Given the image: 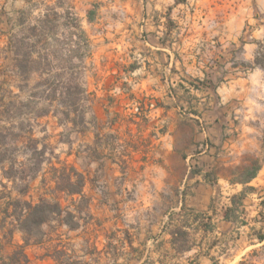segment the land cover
Here are the masks:
<instances>
[{"label":"rangeland","instance_id":"374dc122","mask_svg":"<svg viewBox=\"0 0 264 264\" xmlns=\"http://www.w3.org/2000/svg\"><path fill=\"white\" fill-rule=\"evenodd\" d=\"M60 1L72 6L79 17L90 38V51L79 47L82 39L77 33L70 35L73 29L64 30L66 42L73 39L75 44L69 51L70 46L61 42L59 64L72 67L66 79L82 78L91 107L86 122L79 124L53 109L27 117L30 133L17 143L9 142L8 153L26 175L38 167L40 172L35 178L9 181L0 169L4 184H0L4 196L0 210L11 198L37 201L41 195L70 205L71 197L53 189L51 182L53 166L68 163L86 176L88 206L83 204L77 213L80 224L74 230L58 222L46 224L49 235L44 245L29 248L30 264H136L138 247L131 245L132 240L158 234L152 226L167 224L169 212L184 200L181 184L162 186L157 180L168 160L197 154L200 143L246 140L253 135L234 127L217 132V84L201 70L211 66L207 72L217 83L225 77H249L255 68L263 69L264 76V0ZM26 6L25 0H0V85L22 97L25 93L17 84L23 81L13 70L8 41L19 28V10ZM38 12L35 9L33 16ZM157 46L175 48L187 62L186 73L202 78L192 84L164 81L152 66ZM83 54L81 62L78 56ZM38 80L35 76L31 83ZM43 107L39 105L40 110ZM259 138L264 141L263 135ZM26 184L31 188L20 194ZM239 227L234 250H223L217 230L207 236L205 247L215 242L214 255L220 256L215 264H264V240L259 239L264 224ZM7 228H12L10 223L1 232ZM21 236L16 230L14 240ZM181 239L187 246L188 234ZM7 250L13 247L8 245Z\"/></svg>","mask_w":264,"mask_h":264},{"label":"crops","instance_id":"0c3cea01","mask_svg":"<svg viewBox=\"0 0 264 264\" xmlns=\"http://www.w3.org/2000/svg\"><path fill=\"white\" fill-rule=\"evenodd\" d=\"M155 48L152 66L164 81L192 84L202 78L186 73L187 62L175 48ZM210 67L201 71L217 84V132L234 127L253 135L246 140L200 143L197 154L188 152L183 159L168 160L157 180L162 186L181 184L184 200L169 212L167 224L152 226L158 234L132 240L131 245L138 247L136 264H214L220 256L214 255L215 242L205 247L210 233L217 230L222 235L218 243L228 251L234 250L238 241L234 234L240 229L239 224H264V141L259 138L264 137L263 69L255 68L249 77H225L217 83L215 76L207 72ZM185 230L187 246L179 237V232ZM15 242L22 243V237ZM31 246L27 248L30 260Z\"/></svg>","mask_w":264,"mask_h":264},{"label":"trees","instance_id":"16d2710c","mask_svg":"<svg viewBox=\"0 0 264 264\" xmlns=\"http://www.w3.org/2000/svg\"><path fill=\"white\" fill-rule=\"evenodd\" d=\"M29 1L25 0L27 6L19 10V28L11 32L8 41L13 70L23 81L17 87L25 96L0 85V169L1 176L9 181H15L16 177L23 180L35 178L40 172L38 167L35 172L26 175L17 158L8 153L9 142L17 143L22 136L30 133L31 126H27V117L45 115L53 109L67 121L79 124L86 122L91 107L90 94L82 78L76 76L74 80L66 79L67 70L72 67L61 66L57 56V47L61 42L70 46L69 51L74 50V40L66 42L69 37L66 34L63 36L64 30L68 29L75 31L70 32L72 37L77 33L82 39L79 47L86 53L90 51V38L79 17L72 6L60 0L44 2L42 5L30 4ZM35 9H39V12L33 16ZM93 13V10L89 12V19L93 18ZM85 54L78 56L81 62ZM35 76L39 80L32 84ZM40 104H44L42 110ZM53 170V189L70 196L71 204L65 205L60 198H49L46 195H41L37 201L21 197L5 201L0 210V264H28L30 257L27 248L46 241L49 235L44 229L46 224L58 222L72 230L79 227L77 213L83 209V204L87 207L89 203V197L84 193L86 176L68 163L53 166ZM45 179L42 182L50 186V182L46 183ZM0 184L4 185L3 182ZM30 188L31 185L26 184V188L19 189V193H25ZM3 197L0 194V199ZM6 223H10L12 228L1 232ZM16 230L22 233V243L14 240ZM185 235L187 231L179 232L180 238ZM259 239L263 241L264 235H260ZM8 245L13 250H7Z\"/></svg>","mask_w":264,"mask_h":264}]
</instances>
